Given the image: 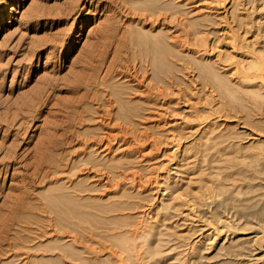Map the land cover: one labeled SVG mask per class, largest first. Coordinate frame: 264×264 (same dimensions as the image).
<instances>
[{
  "label": "rangeland",
  "instance_id": "1",
  "mask_svg": "<svg viewBox=\"0 0 264 264\" xmlns=\"http://www.w3.org/2000/svg\"><path fill=\"white\" fill-rule=\"evenodd\" d=\"M0 264H264V0H0Z\"/></svg>",
  "mask_w": 264,
  "mask_h": 264
}]
</instances>
